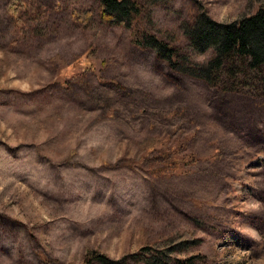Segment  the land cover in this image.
Wrapping results in <instances>:
<instances>
[{
	"label": "rangeland",
	"instance_id": "obj_1",
	"mask_svg": "<svg viewBox=\"0 0 264 264\" xmlns=\"http://www.w3.org/2000/svg\"><path fill=\"white\" fill-rule=\"evenodd\" d=\"M137 1L125 27L98 0H19L15 15L0 0V264L175 241L194 264H264V97L175 73L133 40L185 47L199 11L229 22L264 0ZM155 141L190 161L182 174L152 173Z\"/></svg>",
	"mask_w": 264,
	"mask_h": 264
},
{
	"label": "trees",
	"instance_id": "obj_2",
	"mask_svg": "<svg viewBox=\"0 0 264 264\" xmlns=\"http://www.w3.org/2000/svg\"><path fill=\"white\" fill-rule=\"evenodd\" d=\"M18 1L12 0L8 5L13 15L19 10ZM98 5L100 18L113 25L132 27L142 13V5L137 0H98ZM15 19L17 21L18 16ZM181 30L186 39L185 47H178L148 33L138 35L133 40L138 47L151 50L158 60L175 73L201 80L222 92L264 97L263 3L254 13L229 22L214 20L206 12L199 11L189 21L182 23ZM207 52L210 55L203 61L194 58ZM155 144H159L162 149L163 161L162 168H155L152 173L165 176L170 169L173 173L166 176L182 174L177 169L190 161L173 157L160 141H155ZM123 162L122 165H125ZM182 244L183 241H175L161 249L143 246L135 253L118 259L90 250L84 255L82 264H92L93 261L99 264H130V261L133 264H194V256H174L184 250ZM43 261L48 264L47 259Z\"/></svg>",
	"mask_w": 264,
	"mask_h": 264
}]
</instances>
